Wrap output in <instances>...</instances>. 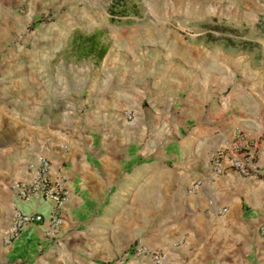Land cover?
I'll list each match as a JSON object with an SVG mask.
<instances>
[{
	"label": "crops",
	"instance_id": "crops-1",
	"mask_svg": "<svg viewBox=\"0 0 264 264\" xmlns=\"http://www.w3.org/2000/svg\"><path fill=\"white\" fill-rule=\"evenodd\" d=\"M53 1L0 0V49L8 34L3 27L6 6L25 2L33 9ZM176 1L178 6L184 3L189 19L204 15L212 28L209 32L221 33L213 30L215 25L230 26L239 36L238 26L243 23L250 26L248 35L264 30V0ZM111 16L130 17L129 13ZM245 36L241 31L240 37ZM60 48L62 44L54 46L42 35L22 53L13 48L16 58L0 60V264H148L147 256L126 254L137 239L163 254L160 264H264V233L258 228L264 224L260 82L251 100L247 94L240 111L231 96L214 110L213 105L204 106L214 86L211 73H204V40L181 41L172 61L173 76L160 77L146 87L134 69L119 70L120 76L102 69L90 83V76L72 70L63 59L54 63ZM221 77L215 85L222 83ZM167 86L178 95L185 93L177 99L189 101L179 108L178 128L183 127L181 117L187 108L195 110L198 105L210 116L226 118L218 128L194 124L172 142L167 137L170 129L159 122L151 127L137 118L133 122L110 119L105 124L116 109L131 107L139 91ZM86 87L94 97L82 113L87 101L77 95L75 104L68 95L72 89L78 94ZM150 106L158 117L162 106L156 100ZM78 115L83 118L81 125L74 120ZM39 124L56 130L58 136L38 137L34 130ZM253 138L259 140L256 159L261 175H243L234 169L211 175L212 153L219 145ZM47 145L60 146L62 157L52 155ZM34 152L47 154L54 173L67 178L70 201L55 239L45 236V223H37L7 244V229L15 209L22 205L13 186L29 179L28 161ZM194 178L204 183L190 193L187 183ZM211 201L227 211L215 214L209 210Z\"/></svg>",
	"mask_w": 264,
	"mask_h": 264
},
{
	"label": "rangeland",
	"instance_id": "rangeland-1",
	"mask_svg": "<svg viewBox=\"0 0 264 264\" xmlns=\"http://www.w3.org/2000/svg\"><path fill=\"white\" fill-rule=\"evenodd\" d=\"M118 1H122L123 5L128 7L130 17L111 16L110 10L117 4L116 0H66L60 3L54 0L44 5L39 4L33 9H29L25 2L17 3L13 7L6 6L4 8L7 11L4 14L6 20L3 27L8 34L3 48L0 49V60L16 58L13 48H18L22 53L44 35L54 46L62 44V48L56 51L54 63L60 58L63 59V63H68L72 70L84 71L85 75L90 76V83L102 69L114 70L117 76H120L119 70L128 72L134 69L135 76L140 77L142 85L146 87L160 77L173 76L172 61L178 51L179 43L196 38L200 42L205 41L206 51L202 53L205 54L204 73L210 72L214 80L212 98L207 99L204 106L213 105L214 109L220 106L221 101L231 96L237 111H240L247 94L250 95L249 100L252 99L251 94L257 88L258 82L264 93L263 29L260 35L257 29H255L256 33L248 35L250 26L243 23L238 26L239 36L231 30L233 28L230 26H224L226 31L216 34L208 31L212 28L208 27L210 23L203 18L204 15L198 19L193 17L189 19L188 14L184 13V3L178 6L176 0ZM241 31L246 35L244 40L240 37ZM90 37L107 46V51L101 59L85 56L84 53L89 47L86 39ZM227 38L231 39V44H228ZM113 63L116 66L112 68ZM220 75L222 77L218 81L222 83L215 85L216 78ZM168 86L163 89L149 87L139 91L131 100L129 110L124 106L116 109L113 116L107 117L105 124H110V119L133 122L141 118L142 122H147L151 127L159 122L161 127L170 129L171 132L167 137L172 142L179 139V134H185L194 124L218 128V124L226 118L215 113L210 116L203 105H198L201 107L195 110L187 108L185 115L181 117L183 127L178 128L179 108L188 106L189 101L177 99L185 93L178 95L175 89L168 91ZM89 88L86 87L82 93L78 94L76 89H72L71 94L68 95V100L72 99L71 102L75 104L77 95L78 100L83 98L87 101L80 109L82 113L93 103L94 95L89 92ZM154 100L162 106L158 117L150 106ZM184 101H186L185 104H183ZM261 112L264 113V102H261ZM82 119L78 115L74 120L81 125ZM222 124L224 123H221V127H223ZM39 125H41L40 128L34 130L38 137L40 135L58 136L56 130L52 131L46 125ZM152 136L153 138L157 136V132L152 133ZM36 144L38 146L39 141H36ZM47 146L52 155L57 158L62 157L63 152L60 146ZM63 150L67 153L69 148H63ZM131 197L132 194H129L128 198Z\"/></svg>",
	"mask_w": 264,
	"mask_h": 264
},
{
	"label": "built area",
	"instance_id": "built-area-1",
	"mask_svg": "<svg viewBox=\"0 0 264 264\" xmlns=\"http://www.w3.org/2000/svg\"><path fill=\"white\" fill-rule=\"evenodd\" d=\"M130 117V115L128 116ZM259 140L246 139L242 144L231 143L219 145L212 153L211 175L225 174L234 169L243 175H261L263 169L257 161ZM29 179L17 181L13 189L22 205L15 209V213L6 232L5 242L10 244L30 225L45 223L44 234L49 239H55L64 221V209L70 201L71 190L67 178L63 174H55L52 161L43 153L34 154L28 161ZM204 181L201 178L190 179L187 183L188 192L198 191ZM209 210L217 215L227 211L224 205L211 201ZM259 230L264 233V224ZM135 256H147L148 264H160L163 254L149 248L138 239L132 243L126 253Z\"/></svg>",
	"mask_w": 264,
	"mask_h": 264
},
{
	"label": "trees",
	"instance_id": "trees-1",
	"mask_svg": "<svg viewBox=\"0 0 264 264\" xmlns=\"http://www.w3.org/2000/svg\"><path fill=\"white\" fill-rule=\"evenodd\" d=\"M116 1H117V4L115 6L111 7L110 13L112 15H119V16L127 15L128 12H130L128 10V7L126 5H123L122 1H118V0H116ZM119 2L121 4H119ZM213 29L216 31H223V32H224V30L226 31V29L224 27H220V26H216V25L213 26ZM86 40L89 43V47L84 53L85 56H91V57L96 58V59H101L107 51V46L104 45L99 40L91 38V37L87 38ZM227 42H228V44H231V39L227 38Z\"/></svg>",
	"mask_w": 264,
	"mask_h": 264
}]
</instances>
